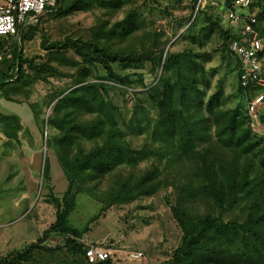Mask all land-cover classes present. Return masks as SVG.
<instances>
[{
  "label": "trees",
  "instance_id": "obj_1",
  "mask_svg": "<svg viewBox=\"0 0 264 264\" xmlns=\"http://www.w3.org/2000/svg\"><path fill=\"white\" fill-rule=\"evenodd\" d=\"M190 2V8L193 10L195 7V13L193 15L192 12L184 23V33L204 9L203 3L195 6L198 0ZM127 3V0H55L53 7L46 8L45 13L62 19L96 8L118 10ZM232 4L233 0H221L224 11L232 9ZM249 7L250 10L254 7L261 9L252 27L263 46L258 59L264 67V0H250ZM38 21L18 28L19 41L16 45L8 38L0 37V96L18 102L16 97L23 92L25 96V88L36 81L45 82L51 77L71 79L69 87L56 94L52 113L45 120L46 128L56 130L55 134L47 135L45 139L46 151L51 150L55 155L67 184L60 200L51 192L48 195H52L54 222L34 242L2 257L0 264L27 263L37 253L52 258L61 249L65 250L69 259L56 260V264H113L111 252L105 260L89 263L85 257L88 248L76 242L75 238H79L83 231L68 223V217L75 208V196L83 190L95 197L91 188L105 175L120 167L135 168L140 161L151 158L159 163L176 164L183 171L182 176L177 172L176 180H172L175 199L169 204L171 217L181 232L180 244L161 264H264V135L258 137L251 130L245 109L240 106L229 112L220 109L225 100L222 79L215 91L208 93L210 80L204 63L210 61L211 56L192 49L176 53L164 51L161 45L163 33L158 31L152 32L153 40L146 50L143 48L139 52L132 47L116 49L119 39L136 38L137 32L145 28L143 16L131 8L121 21L110 26L108 22L98 24L88 38L68 36L63 41L47 43L46 36L42 34L40 46L47 53L46 60L38 63L22 52V44L31 40L37 32ZM206 22L209 25L200 29L199 36L186 35L184 38L187 37L192 45L203 47L218 31L222 38L221 58L226 65L232 64L235 73L237 83L234 95L249 98L260 93L258 87L244 88L240 84L242 62L229 45L242 36L229 21L226 27H221L216 18L207 17ZM68 51L78 59H68ZM146 63L156 73L160 70L155 84L145 91L146 100L151 101L157 114L151 129L148 111L141 104L135 106V118L118 120L116 106L110 96L112 90L131 92V75L123 73V70L127 67L139 68ZM114 64L118 70L113 69ZM57 66L68 67L73 72L64 74ZM97 67L104 70V75L90 81L92 71ZM137 79L141 85L142 75L137 74ZM140 94L133 93L137 103ZM28 106L36 112L35 103H28ZM80 114L88 119L82 120L78 117ZM140 119L148 120L142 124ZM122 126H137L139 129L142 126L145 131L150 129V142L157 147L144 144L133 149L124 139ZM211 126H214L213 131ZM259 126L264 130V109L259 115ZM19 127L17 115L0 112V134L5 139L3 145L6 148L13 142L19 144ZM151 168L137 176L128 173L125 177L116 178L111 191L103 197H95L102 204L100 211L132 203L142 196L155 195L163 187V182L157 166ZM194 178L198 193L211 201L217 214L206 213L194 218L186 209L185 204L197 192L192 184ZM41 182L49 189L51 169L46 155ZM84 184L92 187L85 189ZM237 208L244 212L241 221L224 220L225 214ZM97 216L91 217L89 222ZM52 235L62 236L63 246H46ZM92 246L106 250L98 245Z\"/></svg>",
  "mask_w": 264,
  "mask_h": 264
},
{
  "label": "rangeland",
  "instance_id": "obj_2",
  "mask_svg": "<svg viewBox=\"0 0 264 264\" xmlns=\"http://www.w3.org/2000/svg\"><path fill=\"white\" fill-rule=\"evenodd\" d=\"M127 1L128 3L118 10H107V12L96 8L89 12H77L62 19L55 18L51 13H42L37 18V20L39 19L37 32L31 40L22 44L23 55L27 58H34L36 62L40 63L46 60L47 53L40 46L42 34L46 36L47 43L63 41L68 36L88 38L90 31L98 24L108 22V26H110L116 21H121L125 13L132 8L145 19V28L137 32L136 38L119 39L115 45L116 49L124 50L132 47L139 52L143 48L146 50L151 46L152 32L158 31L163 33L161 45L164 51L176 53L192 49L205 52L211 56L210 61L204 63L207 77L210 80L208 93L215 91L218 81L222 79L225 100L221 103L220 109L227 112L239 106L241 109H245L247 103L245 98L234 95L237 81L231 68L232 64L226 65L221 58L222 38L219 32L216 31L203 47L192 45L187 37L184 38L186 35L199 36L200 29L209 25L206 22L207 17L219 19L221 27L227 26L221 0H203V11L198 14L192 27L185 33L184 23L192 12L193 15L195 13V7L193 10L190 8L192 1ZM7 38L16 45L17 38ZM66 57L78 59L71 51L66 53ZM57 68L64 74L73 72L72 69L65 66H57ZM96 69L92 71L93 78L90 77V81H95V78L104 75V70L100 67ZM113 69L118 70L116 64L113 65ZM123 73L131 75L133 90L128 93L116 90L110 92L118 113L117 119L127 121L131 117L135 118V106L141 104L148 111V122L151 129L156 123L157 114L151 101L146 100L145 91L155 84L160 70L158 69L156 73L151 65L146 63L139 68L127 67ZM137 74L142 75L141 85L138 82ZM70 84L71 79L51 77L45 82L36 81L27 86L25 96L23 92V95L20 94L16 97L18 102H11L0 96V112L17 115L20 126L17 132L19 144L13 142L10 147L6 148L3 145L5 139L0 134V259L8 253L20 251L34 242L54 222L55 209L50 197L52 198L53 195L60 200L67 183L55 155L51 150L46 151L45 139L47 135L55 134L56 130L46 128L45 120L52 113L56 94L65 91ZM134 92L141 93L138 95V99H140L138 103L134 99ZM28 103H35L37 106L35 113ZM95 115L97 116V114H93V116ZM98 115L103 119L101 114ZM78 117L82 120L88 119L81 114ZM148 119H140V123L145 124ZM211 127V131H213L214 126ZM122 129L125 130L124 139L133 149H138L144 144H149L151 148L157 147L150 142L148 133L150 129L145 131L142 126L141 129L137 126L132 128L122 126ZM254 129L256 133L258 129L256 127ZM256 135L262 137L264 130L260 128ZM85 147L87 146L85 145ZM45 155L49 159L51 169L49 189L41 184V170ZM152 166H157L160 171L159 178L163 182V187L155 195L142 196L132 203L114 205L100 211L102 204L95 197H103L105 193L111 191L116 178L125 177L128 173L137 176L151 170ZM177 172L182 176V168L178 165H168L163 161L159 163L151 158L140 161L135 168L120 167L115 172L105 175L99 182H96L95 186L93 185L94 188H91L95 197L85 194L83 190L77 193L75 208L68 217L70 226L83 231L79 238H75L76 242L83 248L90 245L106 248L111 252L113 264H161L169 259L179 246L181 236L179 228L171 217L169 206L175 199L172 180H176ZM192 177L191 175L190 178ZM192 184L197 192L185 204L186 209L194 218H200L206 213L217 214L211 201L198 193L195 178L192 180ZM89 187L92 186L84 184L85 189ZM50 192L52 195L48 196ZM94 215H98L97 219L89 222ZM223 217L224 220L241 221L244 218V212L241 208H237ZM84 229L86 230L84 231ZM45 244L48 247L63 246V237L52 235ZM65 259L69 258L65 250L61 249L52 258H49L47 254L37 253L32 261L23 264H56V260Z\"/></svg>",
  "mask_w": 264,
  "mask_h": 264
},
{
  "label": "built area",
  "instance_id": "obj_3",
  "mask_svg": "<svg viewBox=\"0 0 264 264\" xmlns=\"http://www.w3.org/2000/svg\"><path fill=\"white\" fill-rule=\"evenodd\" d=\"M202 1L198 0L197 7ZM54 3L55 0H0V37L15 36L19 41L18 28L35 22ZM249 6L250 0H233L232 9H225V20L242 36L239 41H233L229 45L242 62L241 86L261 89L260 93L252 97H244L247 101L245 112L250 128L255 133L254 127L260 130L259 115L264 109V67L258 59V53L263 46L252 27L261 9L254 7L250 10ZM1 57L0 55V60ZM109 254L110 251L90 245L85 257L89 263H93L96 260H105Z\"/></svg>",
  "mask_w": 264,
  "mask_h": 264
},
{
  "label": "clouds",
  "instance_id": "obj_4",
  "mask_svg": "<svg viewBox=\"0 0 264 264\" xmlns=\"http://www.w3.org/2000/svg\"><path fill=\"white\" fill-rule=\"evenodd\" d=\"M88 248V247H87Z\"/></svg>",
  "mask_w": 264,
  "mask_h": 264
}]
</instances>
